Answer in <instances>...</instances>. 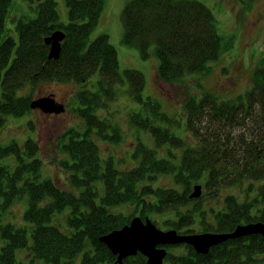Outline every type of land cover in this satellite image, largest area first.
I'll return each instance as SVG.
<instances>
[{"label": "trees", "instance_id": "trees-1", "mask_svg": "<svg viewBox=\"0 0 264 264\" xmlns=\"http://www.w3.org/2000/svg\"><path fill=\"white\" fill-rule=\"evenodd\" d=\"M11 2L0 0V127L6 124L7 116H20L33 109V92L39 85L73 81L81 85L78 111L86 129L82 133L69 129L63 135L68 140L62 142L67 156L60 164L69 171L71 185L79 192L63 188L52 178H42L38 140L0 143V158L9 154L17 158L13 171L0 163V229L5 240L0 264H32L36 260L77 264L79 255V264H111L117 255L101 237L122 228L132 217L140 215L144 219L153 211H174L176 216L166 218L164 223L167 229L182 234L231 232L241 223L264 222V65L256 68L250 89L236 99L223 100L207 92L200 99L191 95L185 100L186 126L197 145L172 132L169 124L173 119L162 111L158 101L144 95V73L135 68L124 70L130 94L142 103V108L130 115L131 122L149 130L157 146L166 150L160 157L159 150L139 142L135 150L139 163L119 169L113 158L103 160L99 144L92 138L95 135L117 142L121 138L119 129L97 114L108 99L114 98L115 85L124 80L118 51L105 33L87 42L105 0H66L68 23L60 21L56 0H38L34 18L18 19V44L11 36L1 41ZM122 18L125 43L140 47L144 57L155 45L157 75L165 84L187 72L207 73L211 61L221 55L222 37L216 18L199 0H127ZM56 30H62L65 37L60 56L50 58L46 38ZM97 71L101 74L100 89L93 91L87 83ZM27 84L32 85V91L18 95L17 91ZM160 121L168 126L157 124ZM110 127L113 133L108 132ZM239 127H244L242 136H234V129ZM161 173L172 174L179 187H155L150 180ZM244 181L249 185L243 201L228 193L217 208L207 207L202 198L190 197L195 184L207 188L204 195L219 199L221 188ZM99 182L104 186L103 194L97 187ZM254 191L256 194L251 195ZM24 194L29 195L25 219L31 229L27 225L2 224L3 210ZM120 204L133 206L134 211L127 214L110 209ZM58 212L67 217L71 233L53 222ZM192 225H198L199 230ZM24 248L31 249L29 263L17 259V249ZM167 248L164 264H264L262 234L228 239L212 246L206 254L187 243ZM123 264L148 262L138 253L124 259Z\"/></svg>", "mask_w": 264, "mask_h": 264}, {"label": "rangeland", "instance_id": "rangeland-1", "mask_svg": "<svg viewBox=\"0 0 264 264\" xmlns=\"http://www.w3.org/2000/svg\"><path fill=\"white\" fill-rule=\"evenodd\" d=\"M36 1L32 0H12L6 17L5 31L1 41L7 36L19 42L17 32V22L20 18H34L37 15ZM209 7L217 23L219 34L222 37V51L217 60L211 61V69L207 73L187 72L182 78L173 83L165 84L158 78L157 71L159 57L155 45L149 48V55L144 57L140 47L130 45L123 41L125 26L122 18L123 9L127 0H105L104 7L97 25L90 33L87 42H92L101 34H108L110 42L118 51L120 71L124 80L118 82L115 89V96L106 101V105L101 107L97 114L119 129L120 140H102L98 136L92 135L100 147L103 160L113 158L115 166L119 169H129L139 163L140 157L135 155V150L139 142H143L150 148H155L158 154L164 156L165 148H159L151 132L145 128L138 127L131 122L130 115L142 108V103L130 94V83L124 76V70L135 68L145 75L144 95L150 96L161 104L162 111L168 114L173 123L169 124L172 132L186 138L191 145H197V139L192 136L186 126V114L184 102L189 96L200 99L205 93L210 92L219 99H236L244 95L252 85V77L256 68L264 65V0H199ZM60 21L68 23L70 20L69 10L66 0H56ZM16 49V48H15ZM15 56V50L13 57ZM100 72L97 71L87 83V88L95 91L100 89ZM81 85L69 82H49L39 85L33 92V97L38 98L45 95L54 96L63 103L64 111L61 113H46L40 108H33L23 115L7 116V122L0 127V143L8 144L12 141L24 143L28 138L38 140L39 153L42 159V178H52L65 189H78L71 185L70 173L61 166V160L66 158V153L62 149V142L68 140L63 138L66 131L75 128L81 133L86 129V122L81 117L78 108L81 106L78 91ZM32 85L27 84L17 91L18 95H26L32 91ZM157 124L167 125V122L160 121ZM243 128L234 129V136H242ZM109 133H113L112 128H108ZM246 138H251L250 133H245ZM63 138V139H62ZM166 147V146H165ZM177 153L181 150L174 149ZM169 156V155H165ZM0 163L9 166L14 170L17 165V158L14 154L0 158ZM156 186H177L172 174L161 173L157 178L150 180ZM248 181L233 187H223L220 190V197L211 198L204 195L205 186L202 187V198L207 207H220L224 197L228 193L236 194L240 201L246 199V187ZM259 183L257 182L256 185ZM202 185V184H201ZM101 194L104 192L102 182L97 183ZM215 192V191H214ZM256 191L251 195H255ZM99 200V199H98ZM29 205V195L24 194L17 197L14 202L2 212L1 223H12L16 226L27 225L31 229V224L25 219V211ZM112 211L122 210L127 214L134 211L133 206L126 204L115 205L110 208ZM66 212L69 209L65 210ZM56 213L54 223L62 230L71 233L72 227L69 225L67 217ZM176 214L172 210L153 211L149 217L163 230H168L164 223L166 218H173ZM210 216V215H209ZM66 217V218H65ZM210 220L212 219L209 217ZM194 230H199L198 225L190 226ZM28 228V229H29ZM30 245L32 237L30 233ZM5 240L0 229V254ZM30 248L17 249L18 260L30 262ZM80 256L76 259L79 264ZM32 264H48L43 260H36Z\"/></svg>", "mask_w": 264, "mask_h": 264}, {"label": "water", "instance_id": "water-1", "mask_svg": "<svg viewBox=\"0 0 264 264\" xmlns=\"http://www.w3.org/2000/svg\"><path fill=\"white\" fill-rule=\"evenodd\" d=\"M65 37L62 30H56L46 38L50 45V58H58L61 52V42ZM32 108H40L46 113H61L64 105L52 95L33 99ZM201 184H195L191 198L202 196ZM252 234L264 235V222L255 221L239 224L231 232H201L179 233L176 229L163 230L149 217L143 219L135 216L120 229L113 230L101 237V241L117 255V260L112 264H123L124 259L141 253L147 257L148 264H163L167 256L168 245L187 243L194 247L198 253L206 254L210 248L228 239H235Z\"/></svg>", "mask_w": 264, "mask_h": 264}]
</instances>
